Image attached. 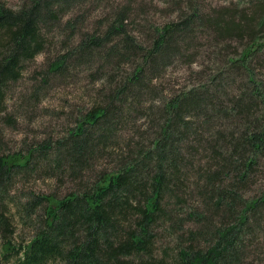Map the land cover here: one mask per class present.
Instances as JSON below:
<instances>
[{
    "label": "trees",
    "instance_id": "obj_1",
    "mask_svg": "<svg viewBox=\"0 0 264 264\" xmlns=\"http://www.w3.org/2000/svg\"><path fill=\"white\" fill-rule=\"evenodd\" d=\"M91 1L25 0L15 8L0 1V116L8 85L21 78L25 63L34 60L50 42L46 28L64 34L60 41L64 51L47 61L40 80L33 84L28 98L35 102L40 100L39 85L48 83L49 74L63 75L69 65L79 66L92 56L119 67L130 52L142 53L141 63L125 83L96 97L63 137L24 140L22 148L11 151L2 143L0 133V264H155L159 262L153 251L158 225L178 231L186 222L212 230L216 240L200 249L196 248L198 241L195 248L181 244L178 235L176 263L252 264L241 259L242 246L250 219L264 207V193L242 201L237 187L244 186L264 154V73L256 72L258 61L264 68V0H236L214 9L203 6L200 0H174L178 18L153 27L148 47L127 33L129 4L114 12L100 34L82 31L80 14L62 21L58 12L69 10L71 4L81 7V3ZM129 1L139 5L138 0ZM197 29L214 42L218 53L233 42L241 51L221 55L223 68L208 75L207 81L171 97L161 107L163 121L159 127L157 123L149 142L143 144L141 139L130 137L122 146L114 141L120 137H113L118 124L126 122V113L138 102L133 99L134 104H130L125 93L145 80L143 74L157 75L159 68H166L174 56L182 55L181 50L188 45L179 35H191ZM77 32L80 37L74 40ZM178 36L181 44H177ZM171 54L174 56L169 58ZM239 73L241 81L251 86L239 88L228 106L227 99L224 107L217 101L212 103L216 98L206 92L208 85ZM204 103L208 109L199 112ZM254 108V116L249 118ZM145 109L146 116H151L150 107ZM218 114L237 120L240 128L235 129L239 130L224 132L223 123H219L213 133L199 132L200 126H210ZM188 135L192 136L190 144ZM185 151L188 155L193 151L195 157L199 151L197 162L205 164L203 182L196 184L199 207L191 210L184 207L183 198L186 185L181 168L192 162L183 157ZM111 156L116 165L105 169L102 164ZM35 169L66 177L74 186L63 195L31 191L23 200L15 199L16 178L28 179ZM231 174L237 183L227 190L222 185ZM223 215L232 221L226 225L219 221L215 227L213 219ZM27 226L30 235L26 239L19 231ZM187 232V241L199 237L189 225Z\"/></svg>",
    "mask_w": 264,
    "mask_h": 264
},
{
    "label": "rangeland",
    "instance_id": "obj_2",
    "mask_svg": "<svg viewBox=\"0 0 264 264\" xmlns=\"http://www.w3.org/2000/svg\"><path fill=\"white\" fill-rule=\"evenodd\" d=\"M0 1L11 8H15L25 0ZM138 1L139 5L137 3L133 4L129 0H115V2L113 0H92L88 4L85 3L86 5L81 3V7L77 4H71L69 6L71 10H62L58 13L62 21L74 15V13L80 14L83 21L81 30L94 31L100 34L104 30L105 25L112 21L114 12L122 6L129 4L131 16L127 33L133 36L139 45L148 47L153 27H160L166 23L175 21L178 18V13L174 10V0ZM200 2L203 3V6L205 5L209 9H214L235 3L236 0H200ZM101 10H104V12ZM104 15L105 17H103ZM102 17L104 20L100 23L98 20ZM46 30L48 31L46 36L50 42L46 44L43 52L36 56L34 60L25 63L21 78L15 83L9 84L6 89L5 102L3 104L4 110L0 116V133L2 135V143L11 151L22 148L24 140L32 142L47 137L57 138L66 135L67 129L74 126V121L80 112H85L96 97H101L109 89L123 85L133 69L141 63L142 53L140 50L130 52L129 58L127 57L128 60L121 62L119 67L105 64L97 56H92L93 58L88 59L89 62H83L79 66L69 65L63 75L49 74L48 83L39 85L40 89L37 90V96L39 95L40 100L35 102V100L33 101L28 98L32 88L35 86L33 84L35 81L40 80L41 72L44 70L47 61L52 60L64 51V47L60 43L64 38V34L53 33L56 31L54 29L46 28ZM74 35V40L79 39V32ZM179 36L184 39V44L187 43L188 45V48L181 50L183 54L176 56L171 54L169 58L173 56L174 58L166 68H159L160 70L157 75L152 76L153 73L143 74L146 78L141 82L142 84L131 86V90L125 93L128 101L132 102L130 104H134L133 99H137L138 102L134 104L135 108L130 109L126 113V122L118 124V130L114 132V138L117 137L115 135L120 136L118 139H114L120 145H126L130 137H133L135 141L136 139H141V143L143 144L149 142V139L153 138V134L151 133L156 130L157 123L159 127L163 121V119H160L161 107L171 97L180 91H185L194 85L207 81L208 75L217 73L220 68H223L221 60L224 57L221 55H227L228 53L236 55L241 51L240 46L233 42L229 47L223 46V52L218 53L219 48L214 49V42L210 43L209 37L199 33L198 29L191 35L185 36L183 34ZM178 38L177 44H181V39ZM260 64L261 61H258L256 72L263 74L264 68H260ZM241 78V73L233 76L229 75L212 85H208L207 89H209L206 92H209L212 94V97L216 98L213 101L211 100L212 103H216L217 101L224 107L223 102L227 99L226 106H228L233 98L232 96L237 94L239 88L246 89V87L251 86L247 85L246 82L243 83ZM242 83L244 85H241ZM143 84L147 89L143 87ZM202 93H205V91ZM146 106L150 107L149 112L152 113L151 116H146ZM208 107L205 103L201 104L198 107V111H206L204 109H208ZM255 108L250 110L249 118H253L254 114L252 113H254ZM222 109L221 111L224 113V108ZM231 120L233 121L229 123ZM219 123H223L222 131L224 132L232 131L237 127L240 128L239 123L234 118L230 120L223 119V116L218 114L212 117L210 126H200L199 132L207 131L213 133L216 130L215 124ZM207 127H210V129ZM209 133H206V135L211 136ZM190 135L187 136L189 144L192 143V136ZM130 146L128 148L131 149ZM192 146L197 148L195 145ZM193 153V151L189 155L187 151L182 153L184 158L186 157L188 161H192L186 169L181 168L182 179L184 177V184L186 185L183 195V198L186 200L184 207L189 210L199 207L201 197L197 192L196 184L200 185L203 182L201 176L203 175L205 165L204 163L199 164L197 162V158L200 156L199 151L196 157ZM203 154L207 155L204 152ZM112 159L113 156L106 158L102 164L105 169L113 168L116 165L113 164ZM258 161V164L254 167V171L245 180L246 182L243 181L245 182L244 186L237 187V194L242 201L258 198L264 193V154L262 158L259 157ZM16 180L17 182L13 189L14 198H21L22 200L31 191L37 194L63 195L70 187L74 186L71 180H68L66 177H55L50 174L49 170L38 172L35 169L28 179L17 177ZM235 183H237V177L231 174L230 177L225 179L222 186L229 190L231 188L230 185ZM170 201L173 202V199H170ZM213 221L215 227H218L220 225L219 221L226 225L232 221V217L227 218L224 216L219 220L213 219ZM188 225L193 231H197V235L199 236L198 238L195 236V240L193 241L186 240ZM183 227V230L173 231L169 228L162 229L158 225V231H155L156 238L153 251L159 262H155V264H174L177 262L178 235L181 236V244L192 245L195 248L196 241H198L196 248L200 249L213 244L216 240V236L212 230L204 229L202 225L200 226V224H196L195 222H190V224L186 222L183 224ZM28 229L27 226L22 231H19L20 236L27 239L30 235ZM246 229H248L245 236L247 240L244 242V247L242 246L243 254L241 255V259L244 262L252 261V264H264L263 206H260L256 213H254Z\"/></svg>",
    "mask_w": 264,
    "mask_h": 264
}]
</instances>
